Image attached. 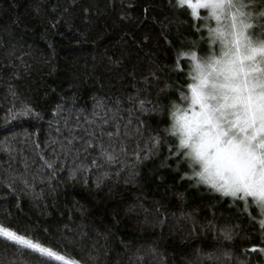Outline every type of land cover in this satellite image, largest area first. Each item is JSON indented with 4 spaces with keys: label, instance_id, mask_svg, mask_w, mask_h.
Returning <instances> with one entry per match:
<instances>
[{
    "label": "trees",
    "instance_id": "1",
    "mask_svg": "<svg viewBox=\"0 0 264 264\" xmlns=\"http://www.w3.org/2000/svg\"><path fill=\"white\" fill-rule=\"evenodd\" d=\"M173 11L168 0H0V142L8 140L17 149L12 161L0 152V173L9 163L23 173L25 159L30 173L37 172L41 165L31 144L38 140L43 148L49 136L55 135L57 105L64 106L62 116L75 118L81 108L91 111L94 96L124 95L133 91V84L143 87L137 82L150 69H159V88L183 85L187 61L183 72L176 70L177 52L192 49L200 36L187 12L173 16ZM61 16L52 28L49 22ZM166 16L175 21L167 39L161 30V22L169 24ZM12 48L16 55L9 57L6 53ZM17 56L23 57L27 69ZM117 60L121 63H114ZM152 84L149 91L155 99L158 88L156 81ZM9 85L20 100H27L41 113L42 120L5 119L12 101ZM176 96L174 89L170 95L161 94L165 102ZM150 124L164 126L158 117H152ZM128 151L131 154L132 149ZM167 156L168 148L162 146L159 157L136 168L134 183H125V169L118 180L113 176L99 188L97 177L119 166L93 170L87 174V183L84 173L70 178L71 161L53 179L45 170L37 175L36 196L21 192L19 184L15 194L0 188V220L22 233H34L45 243L63 245L85 264L89 254L99 257L97 264H130L129 258L138 249L144 255L149 248L156 249V256L149 255L144 264H210L198 256L221 248L245 264H264V255L251 251L245 255L253 246H264L259 225L243 214L242 207L232 206L230 199L182 180L186 167L175 171V161L163 167ZM235 225L239 235L224 240L220 230ZM8 261L39 264L27 250L17 254L16 246L0 238V264Z\"/></svg>",
    "mask_w": 264,
    "mask_h": 264
},
{
    "label": "snow or ice",
    "instance_id": "2",
    "mask_svg": "<svg viewBox=\"0 0 264 264\" xmlns=\"http://www.w3.org/2000/svg\"><path fill=\"white\" fill-rule=\"evenodd\" d=\"M168 6L174 9L173 16L187 12L189 19L196 22L195 30L200 36L192 42V49L177 52L176 70L183 72L182 65L187 61L184 84H165L159 88V69H150L137 82L143 87L133 84V91L124 95L94 96L91 111L81 108L75 118L70 114L62 116L64 106L57 105L53 113L55 135L49 136L43 148L38 140L31 144L40 168L30 173L25 159L24 172L20 173L9 163L0 173V188L15 194L19 184L21 192L36 196L37 175L46 170L53 179L65 170L69 161L70 178L77 179L78 173H84L85 183L87 174L93 170L119 166L115 172L105 170L97 177L98 188L113 176L118 180L125 169L128 170L125 183H134L136 168L159 157L161 147L167 146L168 156L162 166L170 167L169 161H175V171L187 169L182 180L190 181L197 189L204 186L210 194L228 198L232 206L242 207L243 214L259 225L264 245V0H168ZM88 11L84 9L85 14ZM144 11L147 14L149 9ZM62 18L50 21V26L55 28ZM166 19L168 25L161 22L165 39L170 25L175 23L167 16ZM6 54L15 56V48ZM16 58L25 69L29 67L23 57ZM13 75L19 78L18 73ZM131 75L135 80V72ZM153 81L158 88L155 99L149 91ZM173 89L176 98L165 102L161 94L170 95ZM8 92L12 101L5 119H43L30 102L19 99L14 87L9 85ZM152 117L160 118L164 126L152 127ZM49 126L53 127L51 121ZM0 152L12 161L17 149L14 143L5 140L0 142ZM209 227L213 225L210 223ZM238 227L223 228L220 235L232 241L239 235ZM0 238L16 246L17 254L27 250L39 264H85L73 258L63 245L45 243L34 233H22L4 220H0ZM247 251L264 255V246H253L245 255ZM140 252L138 249L129 258L130 264H144L149 255L156 256L155 248H149L144 255ZM198 259L210 264H232L235 259L236 264H245L223 248L201 254ZM98 260V256L89 254L88 264H97Z\"/></svg>",
    "mask_w": 264,
    "mask_h": 264
}]
</instances>
